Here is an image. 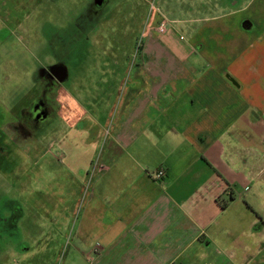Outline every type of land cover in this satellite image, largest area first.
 Masks as SVG:
<instances>
[{"label":"crops","instance_id":"crops-1","mask_svg":"<svg viewBox=\"0 0 264 264\" xmlns=\"http://www.w3.org/2000/svg\"><path fill=\"white\" fill-rule=\"evenodd\" d=\"M258 1L213 5L204 23L227 36ZM190 23L178 19V53H160L127 86L113 146L100 140L83 170L57 264H264V30L249 52L215 46L212 57V39L184 44ZM257 28L245 19L232 35L246 42Z\"/></svg>","mask_w":264,"mask_h":264},{"label":"rangeland","instance_id":"rangeland-1","mask_svg":"<svg viewBox=\"0 0 264 264\" xmlns=\"http://www.w3.org/2000/svg\"><path fill=\"white\" fill-rule=\"evenodd\" d=\"M226 2L0 0V264H57L65 217L81 210L83 170L100 140L113 146L127 86L158 67L160 53H178V19L194 20L196 33H182L188 48L212 39V57L215 46L232 58L249 52L264 30V0L232 16L222 37L204 20ZM245 19L258 27L246 42L232 35ZM247 188L250 198L256 189Z\"/></svg>","mask_w":264,"mask_h":264},{"label":"built area","instance_id":"built-area-1","mask_svg":"<svg viewBox=\"0 0 264 264\" xmlns=\"http://www.w3.org/2000/svg\"><path fill=\"white\" fill-rule=\"evenodd\" d=\"M160 31H161V32H164V31H165V25H162V26L160 27ZM165 175H166L165 171H164L163 169H161V170L157 171L155 177H156L157 179H162Z\"/></svg>","mask_w":264,"mask_h":264},{"label":"flooded vegetation","instance_id":"flooded-vegetation-1","mask_svg":"<svg viewBox=\"0 0 264 264\" xmlns=\"http://www.w3.org/2000/svg\"><path fill=\"white\" fill-rule=\"evenodd\" d=\"M37 108H38V107H36V106L34 107V110L36 109V110H35V112H37V111H38V109H37Z\"/></svg>","mask_w":264,"mask_h":264}]
</instances>
